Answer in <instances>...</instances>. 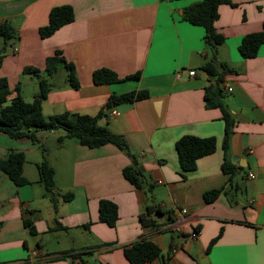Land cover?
I'll use <instances>...</instances> for the list:
<instances>
[{
    "label": "crops",
    "instance_id": "obj_1",
    "mask_svg": "<svg viewBox=\"0 0 264 264\" xmlns=\"http://www.w3.org/2000/svg\"><path fill=\"white\" fill-rule=\"evenodd\" d=\"M198 1L0 0V24L14 34L0 42V79L10 91L6 104L16 86L25 102L33 100L38 79L35 85L22 70L38 69L50 84L42 114L99 116L98 125L124 139L152 186L148 193L123 177L130 158L112 144L88 148L72 139L58 142L61 130L37 131L35 144L0 133V159L9 151L22 152L27 181L15 186L0 172V264H129L123 249L140 241L153 242L162 254L147 264H264V44L254 58L238 52L243 36L261 30L264 0H227L217 9L214 28L224 41L215 57L232 70L219 83L233 120L225 149L222 114L205 108L203 100L204 89L214 84L201 69L212 51L204 29L181 16ZM58 6L71 7L73 21L41 38L39 29ZM57 52L74 66L76 89L63 65L51 76L43 73L46 59ZM98 69L120 78L139 72V77L95 85L92 72ZM23 82L30 84V95ZM130 91L148 96L108 106L111 94ZM185 135L213 137L216 147L182 178L175 143ZM43 148L54 171L55 208L39 183L36 165ZM224 163L231 174L222 170ZM219 189L213 202L204 201L206 192ZM65 193L72 194L68 202L59 197ZM100 200L116 205L112 228L98 220ZM150 205L163 214L150 215L156 226H142L139 216Z\"/></svg>",
    "mask_w": 264,
    "mask_h": 264
},
{
    "label": "trees",
    "instance_id": "obj_2",
    "mask_svg": "<svg viewBox=\"0 0 264 264\" xmlns=\"http://www.w3.org/2000/svg\"><path fill=\"white\" fill-rule=\"evenodd\" d=\"M227 0H200L182 11V19L193 26H199L204 29L203 40L205 45L211 49L210 59L202 66L210 79L214 80V84H210L204 89L203 100L205 108L219 109L224 121V139L223 149L227 146V139L233 125L231 115L226 110L223 103V92L219 87V83L223 80L224 75L232 70L225 64L217 62L215 57V49L221 45L224 38L217 33L214 28L218 14L217 9L220 4L227 3ZM74 19L73 10L69 6H58L50 10L48 14V23L39 29L38 33L41 38H47L53 35L62 26L71 23ZM14 36L12 28L4 23L0 24V38L7 43ZM264 44V21L261 30L250 33L242 37L238 46V52L244 59L254 58L260 46ZM3 58V50H0V65ZM63 65L67 72V82L71 88L76 89L78 83L75 77L74 66L65 61V59L57 52L52 57L46 59L43 73L51 76L55 73L59 66ZM22 74L34 76L38 79V90L31 102H25L19 94L16 86V95L6 104L7 96L10 91L7 81L0 79V133L11 139H28L33 144L38 142L35 133L37 131L50 132L55 130L63 131L57 140L72 139L79 145L88 148H99L101 146L112 144L121 151L125 152L130 158V164L123 168V177L136 189H145L150 193L152 186L145 182L142 171L137 167L134 158L128 153L124 139L118 135L112 134L106 127L98 125L99 116L91 117L87 115H79L73 113H60L50 116L42 114L41 103L50 90V84L45 78H40V71L33 67H25ZM139 77V72L118 77L114 72L108 69H98L92 72V82L95 85L115 84ZM146 91H130L123 94H111L108 100L109 105H118L131 103L137 100L147 98ZM216 142L213 137L198 138L185 135L179 138L175 143V151L177 155L180 176L195 169L196 161L199 158L210 155L215 151ZM24 164V154L17 151H9L6 158L0 159V172L3 173L15 186H23L27 181L22 177V166ZM39 183L44 188V195L48 197L56 207L57 198L54 196V171L46 160V150L42 149V160L36 165ZM224 173L231 174V168L224 163L222 166ZM222 189L212 190L203 195L206 203L213 202ZM64 202L72 199L71 193H65L59 196ZM154 214H163L158 206L150 205L146 211L139 216L142 226H156V221L150 217ZM116 205L108 200H100L98 202V220L106 224L108 227H114L117 221ZM29 232L34 234V229L30 227L28 222H23ZM196 231V229L194 230ZM221 234L219 231L208 249L218 239ZM124 258L129 264H147L155 259L162 258L159 247L151 241H140L131 244L123 249ZM75 258V256H73ZM81 264H84L82 262ZM162 264H166L162 261Z\"/></svg>",
    "mask_w": 264,
    "mask_h": 264
},
{
    "label": "rangeland",
    "instance_id": "obj_3",
    "mask_svg": "<svg viewBox=\"0 0 264 264\" xmlns=\"http://www.w3.org/2000/svg\"><path fill=\"white\" fill-rule=\"evenodd\" d=\"M0 42H1V38H0ZM42 76H44V75H42ZM26 78H28V80H32L33 83L36 85V82H37V78L36 77H34V76H27ZM22 84L25 85L24 82ZM25 93L26 94H29V95L31 94V86H30V84H26L25 85Z\"/></svg>",
    "mask_w": 264,
    "mask_h": 264
},
{
    "label": "built area",
    "instance_id": "obj_4",
    "mask_svg": "<svg viewBox=\"0 0 264 264\" xmlns=\"http://www.w3.org/2000/svg\"><path fill=\"white\" fill-rule=\"evenodd\" d=\"M189 74V76H194V72H189L188 73ZM176 77H179V73L178 72H176ZM231 89H229V91H230ZM115 112H111L110 113V115H113ZM115 115H117V113H115ZM249 177H252L250 174H249ZM181 212L182 213H185L186 212V210H181ZM196 235H197V232H195V231H192L191 233H190V237L192 238V239H194L195 237H196Z\"/></svg>",
    "mask_w": 264,
    "mask_h": 264
}]
</instances>
